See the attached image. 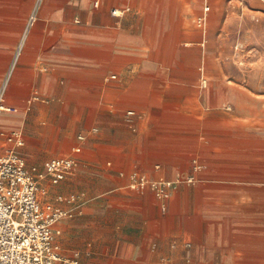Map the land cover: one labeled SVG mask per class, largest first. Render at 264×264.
Masks as SVG:
<instances>
[{"label": "crops", "instance_id": "0c3cea01", "mask_svg": "<svg viewBox=\"0 0 264 264\" xmlns=\"http://www.w3.org/2000/svg\"><path fill=\"white\" fill-rule=\"evenodd\" d=\"M37 2L0 0V130L69 214L64 262L264 264V0H44L25 37Z\"/></svg>", "mask_w": 264, "mask_h": 264}, {"label": "built area", "instance_id": "2783aa9c", "mask_svg": "<svg viewBox=\"0 0 264 264\" xmlns=\"http://www.w3.org/2000/svg\"><path fill=\"white\" fill-rule=\"evenodd\" d=\"M43 2L44 0H38L25 37L34 25ZM209 10V7L205 8L206 13ZM198 24L205 27L206 15L200 18ZM24 45L25 38L17 49L16 61L22 55ZM10 74L5 78L0 91V113L12 110L4 104ZM133 114L128 113L129 116ZM0 137L5 141L4 146L0 148V264H67L57 243L55 224L69 214L50 203L42 202L41 196L44 192L40 179H37L40 174H37L35 168L30 171L19 153V149L24 146L22 133L0 130ZM85 139V136H78L80 142ZM73 152L79 154L82 148L76 147ZM75 165L76 161L71 157L47 162L46 176L57 184ZM132 179L133 189L144 191L150 186L161 201H167L176 186L167 181L150 182L147 177L138 174H134ZM194 181L195 178H188L185 182ZM181 182L182 180H178V183ZM162 210L166 211L165 204Z\"/></svg>", "mask_w": 264, "mask_h": 264}, {"label": "rangeland", "instance_id": "374dc122", "mask_svg": "<svg viewBox=\"0 0 264 264\" xmlns=\"http://www.w3.org/2000/svg\"><path fill=\"white\" fill-rule=\"evenodd\" d=\"M40 173V172H39ZM37 179H40V178H37Z\"/></svg>", "mask_w": 264, "mask_h": 264}]
</instances>
